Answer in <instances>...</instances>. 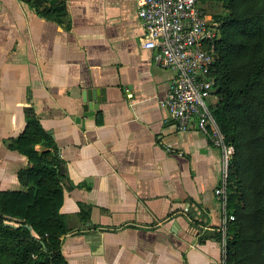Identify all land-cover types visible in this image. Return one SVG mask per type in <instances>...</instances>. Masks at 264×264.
Returning a JSON list of instances; mask_svg holds the SVG:
<instances>
[{"label": "crops", "instance_id": "obj_1", "mask_svg": "<svg viewBox=\"0 0 264 264\" xmlns=\"http://www.w3.org/2000/svg\"><path fill=\"white\" fill-rule=\"evenodd\" d=\"M65 3L56 16L49 2L0 0V194L58 159L66 264H223L220 151L160 106L173 72L142 47L137 0ZM89 89L105 95L91 116ZM31 127L33 157L18 148Z\"/></svg>", "mask_w": 264, "mask_h": 264}, {"label": "trees", "instance_id": "obj_2", "mask_svg": "<svg viewBox=\"0 0 264 264\" xmlns=\"http://www.w3.org/2000/svg\"><path fill=\"white\" fill-rule=\"evenodd\" d=\"M31 1L37 7L49 2L45 12L56 16L66 12L65 0ZM221 1L225 11L211 15L218 31L212 73L219 87L211 112L234 147L226 203L234 219L227 227L225 264H264V0ZM38 134L31 127L19 138L18 148L29 157L36 156ZM19 177L29 184L26 191L0 194V264H66L60 252L66 232L59 212L63 166L58 159H37ZM9 218L16 226L5 224Z\"/></svg>", "mask_w": 264, "mask_h": 264}, {"label": "built area", "instance_id": "obj_3", "mask_svg": "<svg viewBox=\"0 0 264 264\" xmlns=\"http://www.w3.org/2000/svg\"><path fill=\"white\" fill-rule=\"evenodd\" d=\"M208 0H137V14L144 26L140 42L153 51L152 60L173 72L160 106L175 122L178 131H186L193 121L220 151L221 175L214 193L222 205L223 256L225 264L226 232L234 215L227 212V176L234 147L227 143L211 110L217 103L213 65L218 31L206 11ZM213 95L211 104L205 97Z\"/></svg>", "mask_w": 264, "mask_h": 264}, {"label": "water", "instance_id": "obj_4", "mask_svg": "<svg viewBox=\"0 0 264 264\" xmlns=\"http://www.w3.org/2000/svg\"><path fill=\"white\" fill-rule=\"evenodd\" d=\"M218 90H219V87L215 86L212 89V93H217ZM100 93H101V95L98 96L96 89H89L85 93H83V95H82L83 96L82 110H83L84 115H87V116L93 115L94 111L97 109L98 104L101 101L105 100L104 90L100 89ZM93 101H95V103H91ZM62 182L64 183V185L67 189L70 188V185L68 184V179L66 177L62 178ZM5 224L10 225V226H16V225L9 223V222H5ZM21 226H24L28 229H31L30 225H28V224H21Z\"/></svg>", "mask_w": 264, "mask_h": 264}, {"label": "rangeland", "instance_id": "obj_5", "mask_svg": "<svg viewBox=\"0 0 264 264\" xmlns=\"http://www.w3.org/2000/svg\"><path fill=\"white\" fill-rule=\"evenodd\" d=\"M205 8L210 16L220 13V12L223 13L225 11L223 2L221 0H208L205 3ZM212 98H213V95H210V96L205 97V100L208 104H211Z\"/></svg>", "mask_w": 264, "mask_h": 264}]
</instances>
